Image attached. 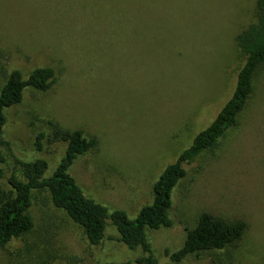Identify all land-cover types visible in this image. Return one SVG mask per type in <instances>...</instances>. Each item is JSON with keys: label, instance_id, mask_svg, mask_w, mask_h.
I'll return each instance as SVG.
<instances>
[{"label": "rangeland", "instance_id": "obj_1", "mask_svg": "<svg viewBox=\"0 0 264 264\" xmlns=\"http://www.w3.org/2000/svg\"><path fill=\"white\" fill-rule=\"evenodd\" d=\"M256 19L255 0H0V90L13 70L23 78L50 67L47 91L26 89L4 110L3 139L23 161L44 159L51 175L66 142L41 141L50 122L80 130L96 146L68 174L83 194L134 219L152 201L163 169L188 148L231 96L245 61L235 37ZM6 151L2 186L13 166ZM171 193V226L146 228L161 264H264V65L217 146L184 164ZM241 220L234 244L173 262L201 213ZM30 233L0 249V264H135L108 222L100 245L49 201L32 193ZM75 258V259H74Z\"/></svg>", "mask_w": 264, "mask_h": 264}, {"label": "trees", "instance_id": "obj_2", "mask_svg": "<svg viewBox=\"0 0 264 264\" xmlns=\"http://www.w3.org/2000/svg\"><path fill=\"white\" fill-rule=\"evenodd\" d=\"M256 19L236 37V45L245 56L240 67L235 88L218 111L211 123L200 131L191 145L184 149L172 162L166 165L152 187V201L142 206L134 219H129L121 210L108 213L105 206L86 197L68 169L77 156L96 146L94 138H86L80 130H67L50 122V133L36 135L35 147L41 149V141L66 142L63 157L49 176H45L47 162L44 159L23 161L11 154L10 143L3 139L6 118L4 110L18 104L26 89L47 91L56 82L50 67L32 70L26 78L13 70L0 90V164L7 161L6 151L13 159V166L2 186L3 169L0 168V249L12 241L30 233L33 220L29 213L32 193L42 191L48 194L51 204L63 211L67 217L84 232L88 243L97 246L106 238L108 222L118 233L117 241L127 250H139L135 264H161L153 255L145 230L170 227L169 217L171 193L178 181L184 177V164L192 162L205 151L215 148L230 128L237 125L239 113L252 92V77L256 69L264 65V0H255ZM245 230L241 220L227 221L209 213H201L196 224L187 231L182 246L169 254L173 262L200 251L221 250L238 241ZM75 259V258H74Z\"/></svg>", "mask_w": 264, "mask_h": 264}]
</instances>
